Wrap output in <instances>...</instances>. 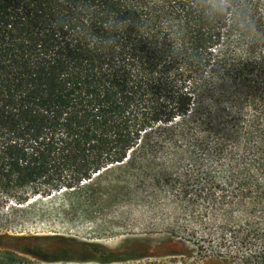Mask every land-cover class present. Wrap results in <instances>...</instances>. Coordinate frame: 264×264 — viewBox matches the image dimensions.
Masks as SVG:
<instances>
[{"label":"trees","instance_id":"16d2710c","mask_svg":"<svg viewBox=\"0 0 264 264\" xmlns=\"http://www.w3.org/2000/svg\"><path fill=\"white\" fill-rule=\"evenodd\" d=\"M236 2L255 30L206 22L197 0H0V207L64 191L94 212L92 188L110 187L96 180L124 167L206 220L178 234L204 258L264 264V0ZM109 15L131 21L114 44L100 38ZM245 205L248 217L211 219ZM33 256L0 246V264L62 259Z\"/></svg>","mask_w":264,"mask_h":264},{"label":"rangeland","instance_id":"374dc122","mask_svg":"<svg viewBox=\"0 0 264 264\" xmlns=\"http://www.w3.org/2000/svg\"><path fill=\"white\" fill-rule=\"evenodd\" d=\"M96 181L110 187L92 188V195L102 204L94 212L83 210L75 204L76 194L64 191L31 198L29 204L0 207V246L28 247L37 256L62 258L61 264H219L215 258H204L192 237L178 235L182 223H194L205 230L206 220L198 221L197 210L182 214L179 197L161 191L149 176L120 167L106 170ZM250 207L219 208L211 219L248 217ZM48 235L62 238L48 240ZM83 242L128 250L134 258L111 262L88 259L85 257L97 252L86 250Z\"/></svg>","mask_w":264,"mask_h":264},{"label":"clouds","instance_id":"9594fccd","mask_svg":"<svg viewBox=\"0 0 264 264\" xmlns=\"http://www.w3.org/2000/svg\"><path fill=\"white\" fill-rule=\"evenodd\" d=\"M197 11L202 15L204 20L210 24L216 22H227L235 24L237 28L255 30L250 13L242 3H237L236 0H197ZM81 16L88 15V11L84 8L79 10ZM67 22V21H65ZM70 25V22H67ZM131 24L128 19L118 20L117 16L109 15L103 22L104 35L100 37L106 44H114L117 42L118 36ZM62 26V25H61ZM71 31L74 32V29ZM78 36L85 40L97 38V35L91 31L85 30L82 26ZM174 54V53H173ZM218 79V78H217Z\"/></svg>","mask_w":264,"mask_h":264}]
</instances>
